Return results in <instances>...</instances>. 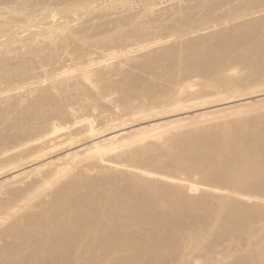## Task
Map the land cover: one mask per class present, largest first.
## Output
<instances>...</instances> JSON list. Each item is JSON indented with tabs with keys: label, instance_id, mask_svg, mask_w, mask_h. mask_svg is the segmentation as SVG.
Returning a JSON list of instances; mask_svg holds the SVG:
<instances>
[{
	"label": "bare ground",
	"instance_id": "bare-ground-1",
	"mask_svg": "<svg viewBox=\"0 0 264 264\" xmlns=\"http://www.w3.org/2000/svg\"><path fill=\"white\" fill-rule=\"evenodd\" d=\"M186 1L0 0V264H264V0Z\"/></svg>",
	"mask_w": 264,
	"mask_h": 264
},
{
	"label": "rangeland",
	"instance_id": "rangeland-1",
	"mask_svg": "<svg viewBox=\"0 0 264 264\" xmlns=\"http://www.w3.org/2000/svg\"><path fill=\"white\" fill-rule=\"evenodd\" d=\"M183 1L185 2V0H183ZM183 1L181 0L182 3H184ZM190 1H191V0H190ZM190 1L187 0L186 3H187V4H188V3L191 4L192 1H191V2H190ZM186 3L183 4V5H187ZM169 5H170V4H166V7L169 6ZM188 5H189V4H188ZM260 17H264V11H263V10H262L261 12H259V13H256L255 15H252V16L248 17V18L235 20V21H233L231 24H232V25H236V24H240V23L242 24L243 22H246V21L249 20V19H256V18H260ZM223 27H225V25H224V26H216V27H213V28H211V29H209V30H207V31H203V32H199V33L192 34L190 38H192V39H193V38H198V37H201V36H204V35L210 34V33H214V32L219 31V30H220L221 28H223ZM177 42H178V41H176V43H177ZM169 43H170V42H168L167 45H168ZM172 43H173V42H172ZM172 43H170V44H172ZM158 45H159L158 47H157V45H155L156 48H154V47H155V46H154V47H152V48H148V49H146V50H142V51L136 52V54L134 53V54H132V55H133V56H135V55H136V56H139V55H141V54L143 53L142 56H141V57H143V55L146 56V55L148 54V53L145 52V51H148L149 49L152 50V51L149 50V51L152 53V52H153V49H155V50H159V49H157V48H161L163 45H164V46H167L166 43H164V44L162 43V44H158ZM160 46H161V47H160ZM164 46H163V47H164ZM163 47H162V48H163ZM143 51H144V52H143ZM149 51H148V52H149ZM150 52H149L148 55L151 54ZM144 53H147V54H144ZM136 56H135V57H136ZM141 57L139 56V58H141ZM137 58H138V57H137ZM130 65H131V64H130ZM127 66H128V65H125V66H124V69H128L129 72H131V68H132V67L135 66V68H136V65L133 66V63H132V67H131V66H130V67H129V66L127 67ZM125 67H127V68H125ZM135 68L132 69L133 72L136 71ZM119 77H120V76H119ZM119 77H116V79H117V78L119 79ZM120 78H121V77H120ZM261 90H262V89H261ZM255 91H258V90H254V92H255ZM262 91H263V90H262ZM248 92L250 93V95L248 94V95H247L248 97H247L246 99L242 100V101H238V102H236V103L234 102V103L236 104V105H235V104L233 103L234 106H238V105L246 104V103H251L252 100H253V101H256V100H258V99H259V100L264 99V95H263L264 93H260V92H259L258 94H256L257 92H255V94H256V95H255V94L253 93V90H251V92H250V91H248ZM263 92H264V91H263ZM246 93H247V92H246ZM246 93H244V94L246 95ZM251 93H252V94H251ZM260 94H262V95L259 97L258 95H260ZM239 96H240V94H239ZM251 96H252V97H251ZM254 96H255V97H254ZM262 96H263V98H262ZM249 97H250V99H249ZM238 98H240V97H238ZM246 101H247V102H246ZM253 101H252V102H253ZM237 103H238V104H237ZM233 104H232V103L229 104V105L226 104L227 106L224 104V106H225V107H229V106H232ZM224 106H222V105H221V106H218V105H217V106H212V107L205 108L204 110H205V112H213V111H215V110H217V109L223 108ZM219 107H220V108H219ZM214 108H215V109H214ZM201 109H202V110H201ZM201 109L193 110V111L189 112L187 115H184V116H190V115H198V114H201V113L204 112V111H203V108H201ZM206 109H207V110H206ZM208 109H209V110H208ZM212 109H213V110H212ZM202 111H203V112H202ZM193 112H194V113H193ZM197 112H198V113H197ZM189 114H190V115H189ZM168 117H169V118H170V117H171V118H172V117H175V118H176L175 115L167 116V119H168ZM180 117H181V116H180ZM165 118H166V117H165ZM172 119H173V118H172ZM210 126H214V125H210V124H209L208 127H210ZM210 128H211V127H210ZM206 129H207V127H206ZM89 142H90V141H89ZM9 175L11 176V174H7V176L5 175V176H3V177H4V178H5V177L8 178Z\"/></svg>",
	"mask_w": 264,
	"mask_h": 264
}]
</instances>
